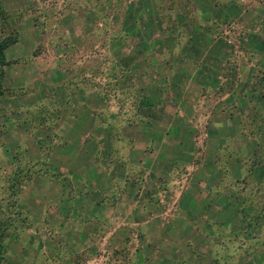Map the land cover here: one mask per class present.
<instances>
[{"label": "rangeland", "instance_id": "1", "mask_svg": "<svg viewBox=\"0 0 264 264\" xmlns=\"http://www.w3.org/2000/svg\"><path fill=\"white\" fill-rule=\"evenodd\" d=\"M7 37L0 264H264V0H0Z\"/></svg>", "mask_w": 264, "mask_h": 264}, {"label": "trees", "instance_id": "2", "mask_svg": "<svg viewBox=\"0 0 264 264\" xmlns=\"http://www.w3.org/2000/svg\"><path fill=\"white\" fill-rule=\"evenodd\" d=\"M13 42V39L11 37H7L5 39H3L2 41H0V66H3L5 64V50L6 48L12 44ZM0 74H2V72H0ZM2 229V226L0 225V238L2 239V234H3V229ZM0 260H1V257H0Z\"/></svg>", "mask_w": 264, "mask_h": 264}]
</instances>
